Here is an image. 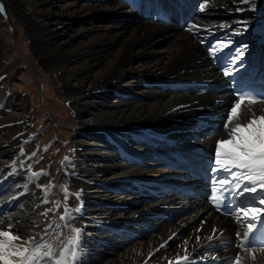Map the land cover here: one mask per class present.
Segmentation results:
<instances>
[{"label": "bare ground", "instance_id": "obj_1", "mask_svg": "<svg viewBox=\"0 0 264 264\" xmlns=\"http://www.w3.org/2000/svg\"><path fill=\"white\" fill-rule=\"evenodd\" d=\"M0 1L6 8L4 22L14 30L24 22V38L34 49L32 59L42 72L56 73L55 78L62 82V99L69 101L82 129L89 130L85 134L89 141L77 140L72 174L81 196L77 200L73 195L68 202L71 208H80L72 212V221L83 230L81 264H168L169 260L175 264L177 255L186 254L185 249L197 261L200 255L236 253L246 257L245 264H264V253L257 251L253 262L247 253L237 250L236 231L246 228L234 217L212 212L203 199L205 183L181 168L188 161L199 165L205 157L214 161L215 141L227 138L218 125L224 124L225 113L236 99L234 85L264 68V0H258L257 9L243 10H255L258 20L256 28L248 25V32L242 34H235L239 30L235 26L229 29V22L227 27H215L214 20L208 21L210 15L237 9L228 7L226 0H207L204 11L200 4L205 0H192V8L186 0H81L58 9L51 0ZM160 10L168 12V18H160ZM55 15H63L65 23H59ZM179 16L185 18L182 27ZM86 17L115 18L117 22L102 32L84 26L66 39L59 37L66 22ZM193 24L198 28L188 31ZM124 31L128 35L119 41L117 37ZM157 36L161 39L155 40ZM158 41L166 45L162 58L146 68H132L135 59L151 55L147 49ZM217 41L230 44L221 57L236 47L245 49L234 77H225L224 59L217 63L207 51ZM7 47L0 39V68ZM127 74L132 78L121 83ZM109 95L115 99L105 103ZM2 98L0 95V227L7 228L9 218L20 221L14 227L27 238L46 227L42 215L45 197L37 186L40 177H31L27 167L32 147L20 144L30 117L26 103L18 98L10 111L3 108ZM252 107L256 114H264V104ZM205 124L202 138L201 133L195 139V131ZM209 126L214 128L210 134ZM189 133L194 140L179 147L173 143ZM146 160L154 164H145ZM13 161L17 172L9 175ZM161 217L166 221H160ZM150 225L154 232L147 234ZM57 234L48 242L56 243ZM208 236L216 239L210 242ZM209 243L219 248L204 247Z\"/></svg>", "mask_w": 264, "mask_h": 264}, {"label": "snow or ice", "instance_id": "obj_2", "mask_svg": "<svg viewBox=\"0 0 264 264\" xmlns=\"http://www.w3.org/2000/svg\"><path fill=\"white\" fill-rule=\"evenodd\" d=\"M244 3H254V0H243ZM207 6V0L200 4V11H204ZM4 9L0 6V12ZM223 27V26H221ZM247 24H243L242 30H236L235 34H242L247 30ZM193 24L188 27V31L197 29ZM207 31V29H205ZM201 43H204L202 40ZM227 42L217 41L207 48V51L217 63L224 59L225 66L223 75L225 77H234L238 72L236 65L242 59L244 48L236 47L230 53H225L223 57L219 54L229 48ZM240 67H243L240 64ZM236 99L232 103L230 110L225 113L226 119L223 128L227 133V138H219L214 143V161L210 164L211 188L209 200L213 207L223 214L235 218L238 225L245 227L243 232L236 231V237L239 240L238 247L247 253V258L253 262L257 260L256 252L264 253V246L254 247L257 239L264 245V114H256L253 105L264 104V97L258 99L257 94L247 91L236 90ZM21 156L24 155V149H20ZM35 156V152L32 153ZM30 159V158H29ZM16 161L12 162L11 172L13 175L17 172ZM20 167H24V161H20ZM28 169H31L29 164ZM41 172H30L31 177L39 180ZM48 195V187L37 185ZM65 199L63 204V214L59 221H64L63 227L69 229L71 235L66 242L60 240L57 234L56 243H49L50 230L61 227L59 221L48 224L42 233H32L24 238L14 227L15 223L9 218L7 228L0 227V264H81L82 257V235L83 230L80 227H72V212H79L80 208H71L68 201L71 193L64 189ZM81 193L77 192L75 198L80 199ZM248 202H243L245 197ZM43 203L47 204L45 199ZM56 207H60V202H56ZM51 209H46L42 215L47 216ZM3 224V219H0ZM38 226V225H37ZM213 233L217 229L212 230ZM175 235V234H174ZM173 237H169L171 240ZM200 237H197L199 241ZM211 242L216 239L215 236H208ZM59 254L57 255V247ZM185 244L188 242L185 241ZM165 244L161 248L166 247ZM206 248L218 249L219 245L209 243ZM177 255L175 264H245L246 257L236 254L234 257H228L221 260L217 256L200 255V261L187 254ZM168 264H173L171 260Z\"/></svg>", "mask_w": 264, "mask_h": 264}, {"label": "rangeland", "instance_id": "obj_3", "mask_svg": "<svg viewBox=\"0 0 264 264\" xmlns=\"http://www.w3.org/2000/svg\"><path fill=\"white\" fill-rule=\"evenodd\" d=\"M73 1L80 2L81 0H51V2H53L54 8L56 9H58V6H61L62 4L71 3ZM226 1L229 2L228 7H232L234 9L237 8L238 11L237 9L234 11H229L231 9H226L227 12L224 13V15H210L208 21L214 20V23L217 24L214 25L215 27H219L220 25L224 26L228 22L230 24L229 29L235 26V29L237 28L242 30L243 24H247V26H253L255 24V28L257 27L256 20L258 19L256 18L258 17L257 14L253 13L255 10H247L248 12L246 13H243V10H246L247 7H249V9H257L256 6L258 5V0H254V4L244 3L243 0ZM153 2L155 1H152V3ZM0 6H4L1 1ZM131 8L134 9L133 6H130V9ZM3 9L4 11L0 12V39L6 45H9V47L5 49L3 56L1 55V61L3 63L1 65L2 67L0 68V73L4 69L7 70L6 73L4 72V74L0 76V95L3 96L1 103L4 109H10L11 111V109L14 108V105L18 103L17 99L22 98L26 103V107L28 108L30 117L22 129L20 144L23 145V147H32V153L35 152V156H32L31 153V156L29 157L31 171H43V173H45L44 175L40 176V182L38 184L44 185L46 187L51 185V187H48L47 196H45L44 190L40 188L45 199L48 200V203L43 207V212L46 209H51L47 216H44L47 220V226L54 221H59V217L63 214V204L65 199L64 189H68V192L71 193V198L77 193L72 181V174L75 171V157L77 156L76 143L77 140L81 139L84 143L89 141L90 138L85 136V134H88L89 130L86 131L82 129L80 120L77 118L75 110L71 107V104H69L68 100L62 99V82L55 78L56 73L52 71L42 72L41 66L35 63V59H32L34 49L29 42L30 40L24 38V22H22L23 25L18 26V29L14 30L7 22H4L6 8L3 7ZM15 10H13V12L17 14V11ZM51 11H53V9H51ZM173 16L176 17H174V22L177 24V16ZM54 17L59 20V23H65V17H63V15L59 17L55 15ZM20 19L21 18L18 17L19 21H21ZM115 21V18L112 20V18L105 17H97L96 19L86 17L85 19L82 18L72 20L66 22L67 25H63L64 27L62 26L63 31L59 32V37L66 39L68 34H70L73 30L84 26L86 28L89 26H94L102 32L104 27L112 25L115 23ZM180 22H182V20ZM180 26L182 27L183 25L180 24ZM227 26L229 25H225V27ZM52 27L54 26L50 23L48 28L51 29ZM12 34H14V38H12ZM127 35L128 32L124 31L117 38L119 41H121ZM158 39L161 38L157 36L155 40ZM79 43H83V41L81 40ZM147 50L151 53V55L146 54L143 57L135 59V62L132 63V68L135 70H140L141 68H146L148 63L154 61L156 62L158 59L162 58L166 50L165 41H158L154 46L149 47ZM95 68L96 67H93L91 70ZM131 78L132 74H127L121 79V83H125ZM70 83H74V80H71ZM114 99V95H109V97L105 99V103H110ZM218 126L222 128L223 124H219ZM206 127L207 125L205 124L199 129V131H195V139L199 138L201 133L202 138L203 132L201 130L205 129ZM207 129V131H209L208 134L214 130L212 126H209ZM187 140H194L193 136H191V133H189L186 138L181 139L180 141H174L173 143L179 147L185 144ZM144 163L148 165L154 164V162L151 160H146ZM157 167L161 168L162 165H157ZM165 169L168 168L165 167ZM57 201L60 202L59 208L56 207ZM2 214L4 215V212ZM160 221L165 222L166 217H161ZM59 223L61 227L50 230V236L48 240L52 239V237H54L58 232L62 233L61 240H63V242H66L68 239H70L71 235H73V233H70L68 228L63 227L65 223L64 221H59ZM71 226L77 227L76 223L72 220ZM152 227L153 226L151 225L147 227V234L154 232Z\"/></svg>", "mask_w": 264, "mask_h": 264}]
</instances>
